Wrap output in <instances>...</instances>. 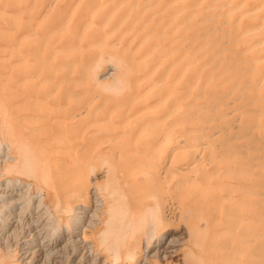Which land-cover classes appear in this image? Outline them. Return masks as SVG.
<instances>
[{
    "label": "bare ground",
    "instance_id": "1",
    "mask_svg": "<svg viewBox=\"0 0 264 264\" xmlns=\"http://www.w3.org/2000/svg\"><path fill=\"white\" fill-rule=\"evenodd\" d=\"M41 1L0 0V5L16 7V11L9 13L0 10V22L7 21L17 30H26L23 31L25 34L22 32L20 36H14L11 29L0 28V42L5 43L0 44V68L6 63L10 64L16 73H20L15 81L22 83L43 77L39 80L40 87L45 89L43 97L27 95L28 103L32 102L33 107H57V110L69 105L73 99L71 93L57 96L61 88L60 84L54 82L57 75L65 79L64 76L69 74H79L80 82L84 83L90 77L93 79L96 64L109 59L116 60V68H119L116 83L119 88L123 86L122 97L118 100L128 102V108L143 107L126 116L121 113V108L126 107V104L115 101L108 114L120 119L117 122L112 118L108 122L103 121L108 124L113 137L103 142H112L120 135L126 138L129 136L123 143L125 147L122 145L125 150H120L124 153L119 155V160L125 159L120 167L121 175L141 173L146 177L145 186H149L147 194L156 195L158 203L148 212L152 214V220L156 223L160 221L165 234L161 241L144 246V239H140V235L144 232L145 224H136L132 233L127 232L125 235L131 236L123 254L128 264H155L154 261L160 259L169 264H203V260H187L191 255L187 254L190 251L187 243L192 242L193 230L188 227L183 230L172 227L178 219L175 211L179 210L175 204L173 206L168 202V205L166 202L168 183L173 178L182 192L185 189L200 188L201 201L208 205V212L226 207L229 211L226 214L228 221L236 223L233 227L235 231L236 227L240 230L238 246L232 255L223 258L218 264H264V151L255 154L250 152V147H243V144L226 142L223 133L234 115L244 113L245 133L255 129L260 131L259 139L264 144V0H98L93 5L87 3L88 6L80 12L77 21H73L70 14L59 11V15L50 20V27L39 36L36 30L47 17L46 13L40 20L36 16ZM106 3L111 4L107 9L104 8ZM50 7L46 10L49 11ZM132 14L133 19H130ZM113 18L115 21L109 26ZM31 38L34 41L28 43L27 40ZM25 42L28 45L24 52ZM55 42L59 44L55 45ZM67 80L65 82H69ZM92 83L95 87L101 84L95 79ZM19 84L18 87L21 86ZM1 87H4L2 82ZM157 94V99L152 101ZM98 96H92L91 99L89 96L86 105H91ZM49 99L52 103L47 101ZM61 99L65 105L59 103ZM107 100L110 101L107 98L101 99L103 103L100 106L104 107ZM168 102L171 104L168 105ZM22 103L25 104L24 101ZM20 104L17 102L15 106L21 107ZM161 107L162 121L159 118L150 119L142 127H137L135 138L128 134L129 125L139 124L136 121L145 117L140 113H150ZM76 114L74 116H78ZM62 121L64 119L60 123ZM10 123L7 125L9 128ZM160 123L162 136L156 138L155 143L139 149L142 145L138 139L143 135L144 138L145 135L150 136L159 129ZM48 128L46 130L49 131ZM84 130L83 135L86 133ZM15 136H18L17 133ZM57 137L54 135V138ZM9 138V143L0 142V153L3 154L0 155V264L5 258L3 253L8 249L12 250V254L6 255V259L14 257L15 261L4 264H110L107 257L101 259L103 255L99 253L90 234L103 223L106 226L105 233L112 228L110 212L114 204L109 202L113 195L110 181L112 178L113 182L117 181V177L113 176H118L113 157L100 155L95 159L92 154V157L76 160L75 156H70L73 170L56 184L51 170V155L47 153L52 152V148L50 150L47 147L44 154L38 155V152L39 157H36L34 153L37 149L33 153L26 141L19 137L13 141V137ZM217 139L221 142H216ZM102 143H97V146L105 144ZM75 150L71 152L75 153ZM125 151L131 156L125 157ZM54 161L61 162L59 158ZM103 163L107 166V182L98 184L94 181L95 186H91L90 173L97 164ZM199 167L200 173L192 175L191 172H196ZM166 175H170L172 180L169 181ZM21 176L31 177L33 181ZM150 176L158 178L159 182L155 183ZM40 184L44 187L41 188ZM176 190L179 191L178 188ZM160 197L162 201H158ZM105 215L108 218L104 220ZM204 220L203 228L216 223L211 213ZM176 231L181 232L179 236L183 239L176 235ZM218 233L214 231V234ZM147 234L148 239H151L155 232L153 230ZM212 248L214 251L215 247ZM217 248L215 251H218Z\"/></svg>",
    "mask_w": 264,
    "mask_h": 264
},
{
    "label": "rangeland",
    "instance_id": "2",
    "mask_svg": "<svg viewBox=\"0 0 264 264\" xmlns=\"http://www.w3.org/2000/svg\"><path fill=\"white\" fill-rule=\"evenodd\" d=\"M53 1L55 3L53 5H51ZM76 1H78V0H59V1H57V0H42L39 3L38 9L36 11L38 13H36V16L40 20V18H42V15L44 13H46L47 17L44 20L41 21L40 26L37 28L36 32L38 33V35L40 36L41 33H43V31H45L48 27H50V25H51V21L50 20L53 19L55 16L59 15V11L66 12V15L70 14L69 17L71 16L73 21L74 20L77 21L79 19L80 15H81V13L85 10L86 6L96 4V2L98 0H79L78 4H75ZM42 2L43 3L45 2L44 5H43ZM67 3H68V5H67ZM87 3H88V5H87ZM45 5H47V6H45ZM61 5H62V7H61ZM73 5H77V7L75 6L77 9L75 8V10H73L74 9ZM110 5H111L110 3H106L104 5V8L107 9L108 7H110ZM5 6H6V4H1L0 5V10L1 11H5L6 13H9V12H12V11H16V7H10L9 5H7L6 7ZM42 6H43V8H41ZM48 6H51V7L54 6V8L50 7V10L48 11V10H46V9H49ZM71 10L73 12H71ZM51 13H52V15H51ZM74 13H75V15H74ZM71 14H73V15H71ZM130 19H133V14L131 15ZM114 21H115V19L113 18L110 21L109 26H111V24H113ZM0 24H1L0 28H2V29H6V30L11 29L14 36H17V35L20 36L23 31H26L25 29L23 30V28H22V30L21 29H18V30L15 29L7 21H5V22L1 21ZM40 28L42 29L41 30L42 32L40 31ZM23 34H25V33L23 32ZM32 40L34 41V38H31V39L27 40V42L31 43V42H33ZM1 42H0V44L4 43L3 41H1ZM28 43H26V42L24 43L25 44V46H23V51L24 52L26 50V46L28 45ZM58 44H59V42H55V45H58ZM30 45H32V44H30ZM84 58H86V55H84ZM95 66H97V67L95 68L96 70L94 71L93 79L90 77L86 82L84 81V83H81L83 81L80 82L79 74H76V75L75 74L74 75H70L69 74L67 76H64L65 79H62L63 78L62 75H57V77L55 78L54 82L56 84L57 83L60 84V87H61L59 89V92H58L57 96H62L65 93H69V94L71 93L70 95L73 97L72 103L69 104L70 106L66 105L65 106L66 108L62 107V108H58V110H57V107H56V109H53L54 107H49V108L48 107H33L32 102L28 103L29 101L27 100V97L29 95H35L36 94L37 97H40V98L43 97V94L45 92L43 90H45V89H43L44 87L42 88L39 85V80L43 78L42 76H40V79L38 77V78H36V80L33 79V80H30V81H28L26 83L23 82L24 83L23 84L22 82L15 81V80H17V77L19 76L20 73H16L15 69H12L11 68L12 66L10 67V64L6 63L4 66H2V68H0V73L3 74V75H1V77H3V79L0 78V82H2L4 87H1V89H0V112H1L0 113V142H2L3 144L4 143H9V141H10V140L8 141V139H10L9 136L13 137V138H11L12 139L11 141L15 140L16 138L17 139L20 138V140H24V141L27 142V144L29 145V147H30V149L32 150L33 153H34L35 149H37L36 150L37 152L35 151V153H34L35 156L38 154V152H39L38 155L44 154V152L46 153L47 152L46 151L47 147H49L50 150L52 148V152L50 151L51 153L50 152H47V153L51 155V160H50L51 170H52V173H53L54 182L56 184H58V182L61 179L65 178V177H68V173L71 170H73L72 161H71V159H69L70 156H75L76 160H80L83 157H87V158L92 157V154H93L94 158L95 157L98 158L100 155L102 157H113L114 166H115V164L117 165V167H115V168H116V173L118 174V176H113L114 178L117 177V181L114 179L115 182H113V178L110 181L112 183L111 191L113 192V195L110 198L109 202H111V204L112 203L114 204L113 208L111 209V212H110V214L112 216L111 217V223H112L111 227L112 228L110 229L111 231H109L108 233H105L106 226L103 223V225H101L99 228L92 230L90 236H91V239L95 242V245H96L99 253L103 255V257H101V259H104V258L107 257L106 258L107 262L110 263V264H128V262L125 260V256H123V254L125 252L126 245H127L128 241H130V237L131 236L129 237V236H125V235H126L127 232L132 233V230H134V228L137 226L136 224H138V225L141 224L143 226L145 224V226L143 228L144 232L142 233V235H140V239L141 238H142V240L144 239V246L147 243L148 244L150 243V245H151V244H155V243L161 241L162 238H164L163 236L165 234L162 231L160 221L158 220L157 223H156V221L154 219L152 220V214H150V212H148L149 210L151 211L156 206V204H158V203L156 201V198H157L156 195L151 196V195L147 194L149 186H145L146 182H144V181H145L146 177H144V175H142L141 173H137V174L132 175V176H127V175L126 176H122L121 175L120 167L124 164L123 161L125 159L124 160L122 159V161L119 160V155L124 153V152L123 153L120 152V150H122V149H123L122 151L125 150L124 149L125 146L123 145V143L126 142L125 140L128 139L129 136H128V138H126L127 136L120 137L121 136L120 135V136H118L119 138L118 137L116 138L117 140L115 139L112 142H105L106 140L113 139V137L111 136L112 134L110 132L108 124L107 123L104 124V122H106V120L108 122L109 119H111V118L113 119V121L115 120V122H117L120 119V117H118V118L116 116L111 117V115L108 114V113H110V112H108V110L111 107L114 106L115 101H117L119 103H122V104H126V107H122L121 108V113L125 114L126 116L127 115L130 116V115L134 114L135 112H137L138 110H140L143 107H129L128 108V106H129L128 102H126L125 100H123V101L118 100L119 98L122 97L121 92H122L123 86H122V88H121V86L119 88L118 84L116 83V77H118V75H119V73H118L119 72V70H118L119 68L118 67H117L118 69L116 68V66H117L116 60L114 61V60H109V59H103L102 61H100ZM7 78H8V80H7ZM69 78H71V79H69ZM67 79L69 80V82L71 81V83L72 82H74V83L71 84L69 82H65ZM94 79L98 83L101 82V84H99L100 88L99 87H95L93 85L94 83H92V82L94 81ZM58 80H60V81H58ZM61 80H63V81H61ZM75 82H77L78 85H76L77 83H75ZM17 83L18 84L20 83L19 86L20 85L21 86L18 87ZM10 84H12V85H10ZM16 84H17V86H16ZM28 84H30V85H28ZM25 85H27V86H25ZM25 87H26V89H28V88L29 89L26 90ZM70 87H71V89H70ZM2 88H5V89H2ZM14 88H17V89H14ZM22 88H23V90H21ZM40 89H42V90H40ZM25 90H26V92H25ZM40 91H43V92H40ZM78 93L79 94L81 93V94L79 95ZM6 94H8V95H6ZM74 94H76V95H74ZM77 95H79V96L77 97ZM98 95H100V96H98ZM92 96H98V98L96 100H94L95 102L94 101L91 102V105H89L90 103L88 105H86L88 103V101H89V98L91 99ZM157 97H158V94L154 96L152 101L156 100ZM100 98L102 100L104 98H107L110 101L107 100L108 102L104 103L105 104L104 107H101L100 104L103 103V101L100 102L101 101ZM21 101L22 102L24 101L25 104H23ZM47 101L50 102L51 99H49ZM17 102L21 103L20 104L21 107L19 106L21 108V110H20L21 113L19 112V107L15 106V103L17 104ZM111 102H113V103H111ZM12 103L14 105H12ZM50 103H52V101ZM59 103L63 105L65 102H64L63 99H61ZM109 103H110V105H109ZM9 104H11V105H9ZM169 104H171V103L168 102V105ZM74 105H75V107L73 108ZM24 107H26V108H24ZM10 108H13V109H10ZM131 108H132V110H131ZM79 109L81 111L83 110L82 111L83 114L80 112ZM85 109H87V110H85ZM7 110H8V112H7ZM53 110H55V111H53ZM60 110L62 112H59ZM124 110H126L125 113H124ZM135 110H137V111H135ZM11 112H12V114H11ZM161 112H162V107L160 109H158V110L156 109L154 111H151L150 113L149 112L146 113V114L140 113L142 116H145V117L142 120H140V121H136V122H140L139 124H136V125L134 123L130 124L129 125L130 127L128 128L129 129V133L128 134L132 135L131 136L132 138H135L136 132H137V130H136L137 127H142L146 122L150 121V119L157 120L159 118L162 121V113ZM76 113L78 114V116H74ZM13 114H14V116H13ZM123 114H121L122 117H125V115H123ZM71 116H74V117H71ZM21 117L23 119H20ZM80 117H82V118H80ZM10 118L12 119V121H10L11 120ZM71 118H74V119H71ZM85 118H89V119H85ZM237 118H239V119H237ZM245 118L246 117H245L244 113H242V114L238 113V114L234 115V118L227 125V130L226 129L223 130V133L225 134V137H226V138L224 137V141L226 139V142H230V143H234V144H238V143L239 144H243V147H250V152H253L255 154H260V153H262L264 151V144L259 139V134L261 132L258 131V130L256 131V129H255L254 131H250L249 133H245V129L243 127ZM24 119H25V121H24ZM63 119H64V122L62 121L63 123H60L61 120H63ZM81 119H83V120H81ZM15 120H17V121H15ZM32 120H35L34 121V122H36L35 125H34V122ZM57 120H59V121H57ZM66 120H67L68 123L65 122ZM69 121H70V123H69ZM79 121H81V122H79ZM8 123H10V125H11L10 127L11 128H9V126H7V125H9ZM12 123H14V124L12 125ZM90 123L93 124V125H90ZM99 123H101V124H99ZM87 125L88 126L90 125L89 129H86ZM12 126L15 127V130L13 129ZM48 126L50 128H48ZM42 127L43 128L47 127L49 129V131L46 130L47 128H44L46 130L45 131ZM95 127H96V129H95ZM101 127H102V129H101ZM35 128L38 129L39 132H38V130H35ZM40 128H42V129H40ZM60 128H61V130H60ZM158 128L161 129V130L158 129L154 133H152L150 136L147 135V137H146V135H145V138H144V135H143L142 137H140L138 139V142L140 141L139 143H140V145H142V146L139 145L140 146L139 149L145 148L147 145L149 146V145L155 143L156 138L158 139V138H160L162 136V123L159 124ZM12 129H13V131H12ZM84 129L86 130L85 135H83L84 134L83 133ZM85 130H84V132H85ZM100 131H101V133H100ZM134 131H135V133H133ZM11 132H14L15 134H13ZM97 132H99V133H97ZM16 133L18 135L17 137L15 136ZM50 133L53 134V135L49 136ZM93 133H94V136H93ZM248 134H249V136H248ZM45 135H47V136H45ZM54 135L56 137L60 136V138L59 137L54 138ZM86 135H87V137H86ZM88 135H90V136H88ZM39 137H40V139H39ZM61 137H63V138H61ZM4 138L7 139V140H4ZM49 139H50V141H49ZM103 140H105V141L103 142ZM215 141L216 142H219V141L221 142V140H218V139L215 140ZM97 143H100V144L101 143L102 144L105 143V144L104 145H100L98 147ZM148 143H150V144H148ZM109 144H111L110 147H109ZM71 145H72V147H71ZM122 145L124 147H122ZM93 146H95V147L97 146L96 149H95V147L93 148ZM43 147H45V148L43 149ZM97 148H98V150H97ZM57 149H59L60 152H58ZM4 150L7 151L6 146H4ZM53 150H55L56 152L53 151ZM67 150H69V151H67ZM72 150H75V153L71 152ZM91 150H93V151H91ZM62 151H64V153H62ZM65 151H66V153H65ZM67 152H70V153H67ZM113 153H115V155ZM125 153H126V156L124 155L125 157H130L131 156V154L129 152L125 151ZM0 155H3V154L0 153ZM38 155L36 157H39ZM60 156H63L64 158L60 157ZM114 156H115V159H114ZM55 158H59L61 162L54 163V162H56V161H54ZM65 162L67 164L62 165ZM106 168H107V166H106L105 163L97 164V167L95 168V170L90 173V178L92 179V183H90L91 186H95V184H93L94 181H96V183H98V184L107 182V179L105 178V176H106L105 175ZM200 170H201V167H199V169H197L196 172L194 171L195 173L192 171L191 174L194 175V174L200 173ZM57 172H59V173L56 174ZM169 176L170 175H166V178L168 180L169 179L172 180V178H170ZM6 177H7V175H6ZM21 177H24L26 179L30 178V180L33 181V179L31 177H26V176H21ZM133 177H134V179H132ZM137 177H139V178H137ZM150 178H152L155 183L159 182L158 178H154V176H150ZM3 179H4V177H3ZM142 179H143V181H142ZM173 179L174 180L171 181L172 183L171 182L168 183V194H167V201L166 202L167 203L169 202V203L173 204V206L175 204V207L176 208L179 207L178 209L180 211L179 210L175 211L176 216L178 217V219L176 218V222L173 221L174 223H173L172 227L176 228V229H179V230H183L185 228L187 229V227H188V229L193 230L192 231V242H190V244H189V242L187 243V245L189 246V249H190V251L189 250L187 251V254H191L192 256L190 255V258H187V260L188 259H192V260L195 259L196 261L197 260H203V264H218V263L222 262L223 258H226L228 255H232V253L234 252V250L238 246L239 238H240V235H241L240 230L237 227L235 228L236 231L233 228V227H235L236 223L234 222L233 224H231L230 221H228V218H227V215H226V214L229 213L228 209L226 207H219V209L217 211L208 212V205L201 201L202 198L200 197V193H201V189L200 188L199 189L198 188H195V189L193 188L194 190L193 189H191V190L189 189L190 191L185 189L182 192V189H179L180 187L177 185V183H175L176 179L175 178H173ZM141 181H142V183H141ZM5 183H7V182H4V184ZM140 184H142V185L138 186ZM175 185H176V187H175ZM39 186L41 188L44 187L41 184ZM173 188H175V189H173ZM177 188H178L179 191L180 190L181 191L180 192L177 191L176 190ZM10 189L11 188H9V190ZM172 189L176 190V192L173 191ZM196 189H198V190H196ZM171 190H172V192H171ZM169 191H170V193H169ZM50 193H51V191H50ZM171 196H172V199H171ZM8 197L9 196H7V198ZM3 198H5V197H3ZM121 199H122V201H121ZM171 200H172V202H171ZM6 201H7V199H6ZM158 201H162V197H160V200H158ZM145 202H146V204H145ZM169 203H168V205H169ZM147 204H149V205H147ZM150 204H151V206H150ZM161 204H162V202H161ZM122 205L124 206V208H123ZM143 209L146 211V213L144 212ZM106 210H107V206L105 207V211ZM125 210H126V212H125ZM177 212H178V214H177ZM208 213L213 214V217H215V220L218 217H219V219H218V221L216 220V223L213 222L209 227L203 228V224L205 223L204 218L207 217ZM132 214H134V216ZM131 215H132V217H131ZM125 216H126V218H125ZM135 216H136V218H135ZM142 216L145 217V218H143ZM108 217H110L109 214H108ZM108 217H107V215H105L104 220H105V218H108ZM137 217H139V218L137 219ZM147 218H149L151 220H149ZM124 219L126 221L127 220L128 221L124 222ZM146 219H147L148 222L146 221ZM143 220H145V221H143ZM150 221H152V222H150ZM132 222L135 223V225L132 224L133 225L132 226L131 225ZM124 223H125V225H124ZM112 225H115V227H113ZM126 225H128V226H126ZM129 225H131V226L129 227ZM191 225H192V227H190ZM145 227H146V230H145ZM149 227H150V229H149ZM153 230H154L155 234H153V237L151 239L149 238L150 239L149 240L147 233L149 231H153ZM214 231H218L219 233H223V234H219L218 233L216 235V234H214ZM226 231H228V233H226ZM230 231H232V232H230ZM169 233H171V231ZM180 233L181 232L178 233L176 231V235L179 236ZM122 236L124 238H122ZM115 237H116V239H115ZM179 237L183 239L182 236H179ZM116 242L117 243L119 242V243L116 244ZM223 245L226 246V247H224ZM212 246L215 247V248L218 247L217 248L218 251H215L216 250L215 248H214V251H212L213 250ZM219 246H221L222 248L219 247ZM210 247L212 248L211 250H210ZM207 248H209V249H207ZM220 249H221V251H220ZM209 250L212 251V252H210ZM115 253H117L118 255L115 256ZM3 254H4L5 258L3 259V261H1L2 264L15 261L14 257L6 259V257L9 254H12V250L8 249V251H5ZM160 257H162V255ZM218 257H219V259H218ZM220 258H221V260H220ZM140 263H142V261ZM154 263L155 264H169L168 261H165V260L162 261V259H160L158 261H154ZM170 264H173V263H170ZM174 264H179V263H174Z\"/></svg>",
    "mask_w": 264,
    "mask_h": 264
}]
</instances>
